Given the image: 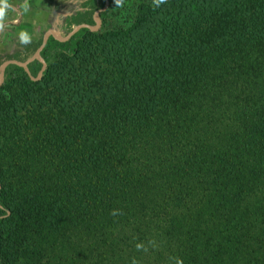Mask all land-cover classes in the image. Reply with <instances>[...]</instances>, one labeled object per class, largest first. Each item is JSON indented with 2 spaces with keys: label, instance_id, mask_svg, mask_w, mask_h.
Segmentation results:
<instances>
[{
  "label": "trees",
  "instance_id": "obj_1",
  "mask_svg": "<svg viewBox=\"0 0 264 264\" xmlns=\"http://www.w3.org/2000/svg\"><path fill=\"white\" fill-rule=\"evenodd\" d=\"M104 6L4 68L0 264H264V0Z\"/></svg>",
  "mask_w": 264,
  "mask_h": 264
},
{
  "label": "rangeland",
  "instance_id": "obj_2",
  "mask_svg": "<svg viewBox=\"0 0 264 264\" xmlns=\"http://www.w3.org/2000/svg\"><path fill=\"white\" fill-rule=\"evenodd\" d=\"M58 1V5L60 6L46 8H41V17L38 19H28L24 21V25H30V30L36 33V37H42L44 31L49 28H53L56 33L63 37L66 33L70 31L71 27H66L64 15L66 12H70L74 10H80L81 3L84 0H56ZM124 3L130 4L131 0H122ZM68 5V6H67ZM11 6H8L4 1L0 0V59L3 61L9 57L19 58V61H24L26 56L29 58L31 55L29 54V49L31 47V40H28L27 37L22 36L21 34L14 35L11 31V28L7 25H10L7 20V12ZM51 16H50V15ZM26 58V59H27ZM17 60V59H16Z\"/></svg>",
  "mask_w": 264,
  "mask_h": 264
},
{
  "label": "crops",
  "instance_id": "obj_3",
  "mask_svg": "<svg viewBox=\"0 0 264 264\" xmlns=\"http://www.w3.org/2000/svg\"><path fill=\"white\" fill-rule=\"evenodd\" d=\"M1 1H4L8 6H11V8L8 9L9 11L6 14L8 18L7 22L10 24L7 26L11 28V31L13 32L14 35L21 34L22 36L27 37L28 40H31V42L37 41L40 38L42 40V37L37 38L36 33L30 30L29 27L30 25H26V26L24 25V21L25 20L28 21V19L30 20V18L38 19L39 17H41L42 16L41 8L43 7H46L48 9L51 8L52 6L56 7L58 5V1L56 0H1ZM66 1H70V0H66ZM58 7L60 6H57V8ZM74 13H75L74 10H71L70 12H66L63 18H66L68 15ZM49 29H53V28H49Z\"/></svg>",
  "mask_w": 264,
  "mask_h": 264
},
{
  "label": "water",
  "instance_id": "obj_4",
  "mask_svg": "<svg viewBox=\"0 0 264 264\" xmlns=\"http://www.w3.org/2000/svg\"><path fill=\"white\" fill-rule=\"evenodd\" d=\"M107 6V0H105V6L101 9H105V7ZM98 12L99 11H95L94 14H93V20L95 22V24L93 26H89L87 25L86 23H79V24H76L74 25L70 31L68 33H66L63 37L59 36L53 29H47L43 36H42V40H41V44L39 45V47L34 51V53L27 59H25L24 61H19V60H16V59H7V60H4L0 63V82L2 80V74H3V71H4V68L8 65V64H16L18 66H21L23 67L26 71L27 70V65L28 63H30L31 61H33L34 59H41L40 58V50L41 48L43 47V45L45 44L47 38L52 35L53 37H55L56 39H59L61 41L63 40H67L69 39V37L71 35H73L76 31H78L80 28L82 27H88L92 30H95L99 27L100 25V20H99V17H98Z\"/></svg>",
  "mask_w": 264,
  "mask_h": 264
}]
</instances>
